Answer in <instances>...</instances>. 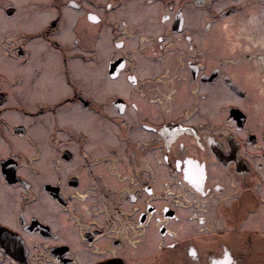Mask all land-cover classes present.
<instances>
[{"label":"flooded vegetation","instance_id":"1","mask_svg":"<svg viewBox=\"0 0 264 264\" xmlns=\"http://www.w3.org/2000/svg\"><path fill=\"white\" fill-rule=\"evenodd\" d=\"M259 96L264 0H0V264H264Z\"/></svg>","mask_w":264,"mask_h":264},{"label":"rangeland","instance_id":"2","mask_svg":"<svg viewBox=\"0 0 264 264\" xmlns=\"http://www.w3.org/2000/svg\"><path fill=\"white\" fill-rule=\"evenodd\" d=\"M18 3H22V2H18ZM136 3L135 2L129 3V4H132L133 8L138 9V12H137L138 13V20L136 22L137 24L134 23L133 27L138 28V29L143 30V31L146 30L149 33L157 32L159 30V23H158L157 18H153V16L156 17L157 12L161 11L162 8L160 6L144 7L143 5L141 6V4L139 5ZM47 12H50V10H48ZM79 24L80 25H79V28L77 30H78V32L80 30V33L82 35H84V36L87 35V37H89L88 43H87V45H89V41L92 38V34H93L92 27L90 24H88V22H85L84 20L79 21ZM86 28L90 29V31L88 29H87L88 30L87 31ZM129 38H132V37H129ZM99 42H101L102 47H104V50L101 47L98 51L100 58H101V62H102V63L100 62L101 65L95 66L94 64L92 65V63L86 64V63H82V62L78 61V62H76L77 63V69L79 70L78 74L79 75L81 74L82 76L85 77L86 82L88 83V86L90 87L92 93H94V92H97L98 94H100V93L108 94V93H115V92L116 93H128V89L123 88V86L115 87L105 78L106 75L104 72L103 64H105V61L108 59V57L111 54L116 53V51L113 49L110 50L108 36L106 38H104L103 40H100ZM220 42L222 43V41H220ZM98 43H97V45H98ZM107 49L109 52L106 51ZM146 63H148V64H146ZM144 64L151 66L150 65L151 63H149L148 61H146ZM145 71H148V70H145ZM145 71H142V74H140V75H146L148 73H149L148 75H152V74L157 72L156 70L151 71V69L149 70L150 72H145ZM259 97L262 98V101L264 100L263 97H261V96H259Z\"/></svg>","mask_w":264,"mask_h":264}]
</instances>
